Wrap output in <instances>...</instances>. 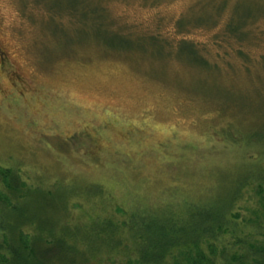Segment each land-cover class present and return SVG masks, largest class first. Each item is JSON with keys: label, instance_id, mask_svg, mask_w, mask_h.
Here are the masks:
<instances>
[{"label": "rangeland", "instance_id": "1", "mask_svg": "<svg viewBox=\"0 0 264 264\" xmlns=\"http://www.w3.org/2000/svg\"><path fill=\"white\" fill-rule=\"evenodd\" d=\"M248 10L257 19L238 41L225 27ZM183 37L211 65L177 46ZM263 54L264 0H0V169L70 194L102 183L103 199L72 196L80 225L98 214L121 223L135 201L205 203L228 176L264 166ZM256 189L239 204L263 220ZM129 257L120 247L78 264Z\"/></svg>", "mask_w": 264, "mask_h": 264}, {"label": "trees", "instance_id": "2", "mask_svg": "<svg viewBox=\"0 0 264 264\" xmlns=\"http://www.w3.org/2000/svg\"><path fill=\"white\" fill-rule=\"evenodd\" d=\"M248 11L241 17L234 11L226 24L225 32L238 41L247 37L246 26L257 19ZM99 13L105 14L103 10ZM96 21L102 23V19ZM193 22L206 25L211 21L207 17ZM193 22L183 21L179 28ZM176 45H181L194 62L211 65L195 42L183 37ZM212 66L218 68L217 64ZM252 165L228 176L229 188L224 194L205 203L173 210L133 200L122 224L98 214L87 225L69 220L70 200L78 194L103 199L102 183L90 182L94 184L70 194L71 189L60 186L63 184L53 189L28 186L19 170L0 169L8 190L7 196L0 197V264H78L88 256L115 252L120 247L136 254L134 264H264V166ZM250 187H256L260 194L261 208L253 210H263V220L242 214L247 206L239 203ZM126 233L127 238L123 236ZM123 238L129 244H123ZM176 255L183 260L178 262ZM128 262L132 263L131 257Z\"/></svg>", "mask_w": 264, "mask_h": 264}]
</instances>
